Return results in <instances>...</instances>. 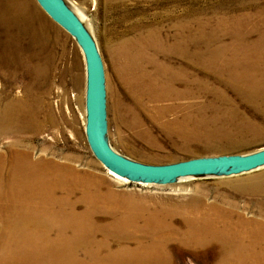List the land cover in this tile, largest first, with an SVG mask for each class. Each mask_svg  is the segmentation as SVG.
Here are the masks:
<instances>
[{
  "label": "rangeland",
  "instance_id": "1",
  "mask_svg": "<svg viewBox=\"0 0 264 264\" xmlns=\"http://www.w3.org/2000/svg\"><path fill=\"white\" fill-rule=\"evenodd\" d=\"M68 1L83 21L88 20L103 59L108 136L118 153L159 165L264 148V83L254 80L250 88L237 84L213 68L216 66L208 69L206 59L198 58L208 48L221 52V47L226 58L232 57L237 36L250 34L249 41L255 42L264 34V0ZM140 49L146 50L141 67L153 71L163 65L172 78L170 89L158 100L138 91L132 66ZM40 59L49 67L47 80L33 72V63ZM85 83L79 46L36 0H0V104L31 94L24 105L34 103L32 109L43 122L38 132L27 127L17 137H3L0 153L8 154L18 140L33 160L67 166L82 175L85 189L97 197L101 209L93 208L97 213L91 223L105 226V233L118 240L124 236L118 235L114 221H122V216L130 221L134 242L122 247L119 241L98 237V242H111L108 260L99 254L107 264L135 260L125 256L124 246L136 251L142 245L151 253L153 244L158 253L167 254L137 255L145 264H219L223 245L214 242L197 248L181 240L187 215L196 209L215 205L238 212L245 220L264 223V195H253L255 186L249 187L252 180H264V169L170 185L115 178L95 158L86 140ZM28 97L35 99L26 101ZM82 195L76 190L72 201ZM84 210L79 202L77 211ZM155 228L162 232L159 242L146 236ZM160 255L163 261L149 259Z\"/></svg>",
  "mask_w": 264,
  "mask_h": 264
},
{
  "label": "bare ground",
  "instance_id": "2",
  "mask_svg": "<svg viewBox=\"0 0 264 264\" xmlns=\"http://www.w3.org/2000/svg\"><path fill=\"white\" fill-rule=\"evenodd\" d=\"M249 35L240 38L234 34L238 39L232 45V57L226 58L223 54L225 48L221 47V52L208 48L207 51L201 52L198 58L206 59L208 69L216 66L213 68L228 75L229 79L237 84L249 88L254 84V80L263 84L264 34L255 42L249 41ZM145 55L146 50L140 49L136 51L133 59L135 82L138 83L141 96L152 101L158 100L170 89L172 78L168 77V70L163 65L155 66L153 71L145 70V64V67H141V59ZM42 59L33 63V72L38 75L37 78L47 80L49 67H46L47 64ZM28 90H25V93H28ZM30 95H25L19 100L10 98L5 104H0V142L7 135L11 138L19 136L23 133V128L30 127L34 132L42 130L43 122L38 119L36 110L32 109L35 104L24 105L25 97ZM34 99L28 97L26 101ZM46 121L51 123V116H47ZM20 143L15 140L10 144L8 154L0 153V264H107L101 257L108 260L107 252L111 249L109 240L119 241L120 245L134 242L135 236L130 231V221L124 216L120 217L122 221H114L120 232L118 235L124 236L123 240L105 233V226L91 223L92 217L97 213H93V208L98 211L101 209L97 197L92 193L90 195L85 189L82 175L67 166L33 160L30 152ZM110 173L124 181L120 176ZM263 183L264 180L261 179L252 180L249 187L255 188L251 193L264 195V189L261 188ZM78 189L83 195L77 202L72 201ZM79 202L85 206L82 213L77 211ZM111 225L106 227L110 228ZM185 227L186 232H179L183 242H190L197 248L210 246L214 242L223 245L219 264H264L263 221L245 220L238 212L224 211L212 205L188 214ZM159 229L162 232L165 230L161 227ZM162 232L151 229L146 236L159 242L158 238H162ZM99 236L108 241L98 242ZM171 239L173 240V237ZM155 246H150V250L156 252L155 255L166 256L167 252L158 253L153 248ZM123 250L127 251L125 256L135 257V260L128 264H145L141 256L148 257L147 255L153 253H147L142 245L136 251L129 250L127 246H124ZM161 255L159 258L154 256L149 259L163 261L164 257Z\"/></svg>",
  "mask_w": 264,
  "mask_h": 264
},
{
  "label": "water",
  "instance_id": "3",
  "mask_svg": "<svg viewBox=\"0 0 264 264\" xmlns=\"http://www.w3.org/2000/svg\"><path fill=\"white\" fill-rule=\"evenodd\" d=\"M36 1L75 40L84 56L86 140L95 158L110 172L130 182L170 185L192 179L240 176L264 169V148L247 154L200 157L159 165L135 161L118 153L108 136L104 63L88 20L83 21L68 0Z\"/></svg>",
  "mask_w": 264,
  "mask_h": 264
}]
</instances>
